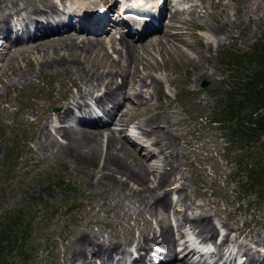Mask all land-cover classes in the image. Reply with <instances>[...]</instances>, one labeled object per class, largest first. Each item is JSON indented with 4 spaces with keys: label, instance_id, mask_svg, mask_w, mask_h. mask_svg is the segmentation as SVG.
<instances>
[{
    "label": "rangeland",
    "instance_id": "374dc122",
    "mask_svg": "<svg viewBox=\"0 0 264 264\" xmlns=\"http://www.w3.org/2000/svg\"><path fill=\"white\" fill-rule=\"evenodd\" d=\"M29 1L31 0H18V3ZM91 1L95 4L98 0ZM184 2L187 4L182 3L181 6L180 2H178L179 5L176 4L182 14L178 13L176 17L174 15L176 19L173 18L170 22H166V28L155 33L149 40L163 35V32L168 30L170 31L169 35L177 33L174 36V43L183 49L180 48L173 54L159 55L155 53L154 60L150 59L152 63L148 64L151 67L142 69V73L160 78L159 86L152 85L142 90L145 97L140 96L133 99L134 90H139L137 87L138 78L132 85L127 83L124 86L122 93H126V95L129 93L128 98L131 102L126 99L127 96H119V101L123 100L121 111L130 110L132 106H138L140 109L128 114L126 120L128 128L131 126V130L121 132V135L132 136L131 134L134 132L142 137L140 130L135 125L137 122H144V120L148 121V125L144 127L150 126V123L159 124V128L174 134L180 148L177 150V155H174V160L183 169L181 171H183L184 177L179 178V174L176 175L178 180L176 182H174L175 180L168 181L163 189L168 190L171 185H184L189 195L186 202L190 201V197L193 198V201L202 208H196L193 211L198 214L202 212L205 216L208 214L205 219L217 224L220 233L228 232L226 223L232 222V217L228 215L231 212L237 217L236 225L241 229L249 231L251 228H256L259 233L264 235V192L257 193V187L246 188L248 184L247 171L244 167L245 162L251 164L253 160H264V153L256 145L240 155L239 153H242L244 149L238 148V144H229L227 135L222 134V131L219 130L220 125L210 124L211 118L215 117L217 101V94L213 89L222 86V84L225 87L229 85L227 82L230 71L221 66L217 59L220 55L228 54L230 50H233L234 53H243L263 36L264 13L261 12V7L264 0H213L210 8H208V3H205L207 5L205 7V5H199L196 0H185ZM259 4H261L260 7H258ZM13 5L15 3H12L11 0H0V12ZM192 6H195L201 15L208 8V14L206 13V17L202 16V19L197 17L196 20H193L188 12H182L183 8H192ZM174 10L173 6L172 11ZM170 13L171 11L167 12L168 15ZM223 21L225 22L223 30L230 32L228 36H231L226 38V35L225 39L222 35V39L215 40L212 35V43L209 44L208 25L215 22L222 27ZM4 25L8 26L9 24ZM182 42H185L186 45H183ZM21 47L22 44L19 47L17 45L11 51H8L9 48H7V51L5 50L0 57V130L2 131L0 148L7 141H12L13 135L18 134L20 143L15 148V152H20L21 157L26 154L27 157L24 160L19 157L17 162H14L9 174L10 178L0 183L6 186V195L0 203V214L15 210L23 205L26 206L30 196L43 203L44 207L42 204L38 206L33 221L34 232L29 238L33 252L27 264H66L64 260L68 254V244L76 229L88 230L92 227L96 230L101 227L106 238H109V234L117 238L120 237L122 229L128 224L150 221L152 225L156 226L158 221L167 223V217L172 224H175L179 215L175 214L172 208L158 206L150 213L146 211L145 207L139 213L137 210L144 205V202L134 200L127 202L128 200L123 198V193L129 192L128 189L132 183L120 184L104 180L102 183L93 185L86 179L87 171H89L87 167H81L79 163L75 164L69 158L59 156L55 150H50L47 139H44L45 141L40 139L45 123L48 124L50 132L55 135L54 114L62 111V105L67 104L71 94H78V88L73 84L74 81L78 83V80L74 72H64L62 69H39L32 48L21 50ZM60 53L62 54L63 51ZM81 64L92 73L106 70L105 62L101 63L97 57L84 58L81 60ZM24 71L32 73L24 78L19 77L18 73ZM16 79L18 80L16 81ZM122 82V78L116 79V83ZM204 82L206 83L203 85ZM97 93H100V90ZM86 100L89 101V98ZM107 103L109 106L113 104ZM90 104L97 108V105L92 102ZM164 109H167L168 117L172 118L169 123L162 121V116H160L165 112ZM200 117L202 121H200ZM68 121L70 120L68 119ZM113 126L120 128V125L117 124L112 125V128ZM57 137L62 140L60 136L57 135ZM137 140L141 142L139 139ZM129 144L131 142L128 139L127 145L129 146ZM145 144L141 146H145L147 151L144 155L139 151V156L148 154L150 146ZM152 149L155 148L152 147ZM132 157L131 155L127 161L135 165ZM1 159L2 151H0V161ZM163 160V155H158L152 160V165L158 162L160 164ZM165 161L168 160L165 159ZM3 176H5L4 171L0 166L1 180H4ZM48 176H50L52 184L49 189L42 190L43 178ZM58 179L67 182V188H64ZM261 187V190H264V184ZM118 197L120 199H116ZM178 198L179 195L174 193L172 205L178 201ZM118 201H123L124 204L129 203V207L125 206L129 211L125 210L126 212H124L120 202L119 206H115L114 203ZM104 203L106 206L110 205L112 209L107 211L106 207H103ZM177 204L181 205V208H185V200L184 205ZM215 206L219 213L211 211ZM208 209L209 211H207ZM187 211L190 213V210ZM229 236L232 240L235 237V232H231ZM218 240L216 241L218 242ZM153 246L154 249L159 250L156 245L153 244ZM252 246L255 248V244L252 243ZM256 249L261 253L264 252V248L260 246H256ZM139 254L140 252L136 253V255ZM237 257V261H243L242 254ZM97 263L101 264L100 260H97Z\"/></svg>",
    "mask_w": 264,
    "mask_h": 264
},
{
    "label": "bare ground",
    "instance_id": "6f19581e",
    "mask_svg": "<svg viewBox=\"0 0 264 264\" xmlns=\"http://www.w3.org/2000/svg\"><path fill=\"white\" fill-rule=\"evenodd\" d=\"M57 1L62 4L64 8H70L72 6L78 7L76 9L85 11L87 17H90L89 13L91 12L96 14V18L93 22H99L100 26H94L90 29L78 22L79 26H82L77 30L76 21H74L72 17L59 16L57 13ZM57 1L31 0L26 3H18V0H11L15 5L10 6V8H4V11L0 12V39L7 42L2 49V46H0V55L3 50L9 48L8 51H11L16 48L18 43L24 41L20 37L16 40H11L9 36L10 28L21 25L22 30L27 33L28 21L30 20L33 22L36 20L41 33L39 36L28 39L30 42L28 44H23L21 50L32 48V52L35 54L34 58L38 61L39 69H62L64 72H74L78 80V83H76V81L73 82L78 88V94H71L67 104L62 105V111L54 114L55 123H57V126L54 128L55 135L50 132L48 124L45 123L42 127L40 139L43 141L47 139V141H49L48 145L50 150H55L59 156L69 158L71 162L75 164L79 163L81 167H87L89 171H87L86 179L93 185L94 183H102L104 180L120 184L132 183L131 186L129 185V192L126 194L123 193V198H126L128 200L127 202L132 200L144 202L143 204L146 206H140L137 210L139 213L145 207L147 209L146 211L151 213L152 209L154 210V208L158 206H164L167 207V209L172 208L173 212L179 215L175 224H172L169 217H167V223L158 221L156 226L152 225L150 221L125 225L120 237L116 236L117 238L112 237L110 234L109 238H106L102 233L101 227L96 230L92 227L88 230L76 229L68 244V254L65 256L64 262L66 264H97V260H100L101 264H125L127 258H129L128 264H151L154 259H158L157 264H191L190 260L195 256V253L192 249H189L188 239H186L187 229V231H191L195 234L197 238L213 244L211 259H217L216 263L236 264V256L242 254L243 258H245L241 264H264V252L261 253L256 249V246L264 248V235L259 233L256 228L252 229L250 227L251 230L249 231L241 229L236 225L237 217L232 215L231 212H228V215L232 217V222L226 223L228 232L222 234L217 242L216 238L219 235L218 226L211 220L205 219L208 214L205 216L202 212L198 214L193 211L196 208H202L198 203H195L191 197L189 199L190 201L188 203L186 202L187 196L189 195L184 185L181 184V186H179L177 184L172 190L179 195L177 203L184 205L185 200V208H181V205L177 203L171 206L169 200L170 192L164 190L163 187L165 183L170 180H175L174 182H176L178 180L176 175L178 174L179 178L184 177V173L181 171L183 169H181L179 164L174 160V155H177V150L180 149L174 138V134L159 128V124L153 125L150 123V126L144 127L148 125L147 120H144V122H137L135 125L136 128L140 130V134H142L143 138L148 139L145 143L150 146V150L146 156H139V151L134 143L129 144V146L127 145L128 139H132L130 135H121V132L128 130L129 125H127L126 120L128 114H131L133 111L137 112V110L140 109L138 106H132L130 110L121 111L123 100L122 102L119 101V96H127L126 99L131 102L128 98L130 94L127 93L126 95V93H122L124 86L127 83L132 85L136 78H138L137 87L139 90H134L133 99L140 96L145 97V95L142 94V90L145 87L148 88L152 85L159 86L160 78L158 79V77L151 76V74L142 73V69L151 67V65L148 64L152 63L150 59L154 60L155 53L159 55L173 54L176 50L182 48L174 43V36L177 33L169 35L170 31L165 30L163 35H159L151 41L147 39L144 42H135L127 37L130 34L129 32H119L118 27L114 26L112 20L106 23L105 19L108 17L106 13H94L92 10L94 7H92L93 1ZM98 1V6L101 7L99 12L101 9L103 10V7L106 12L115 7L114 0ZM156 1L160 4V18H162L165 13L171 11L170 15L167 17V22L175 18L178 13L182 14L179 8L176 7V4L180 2L181 6L182 3H185V0ZM196 2H198L199 5L201 4V6L205 5V7L208 3V8L213 4V0H196ZM262 4L261 12L264 13V3ZM260 5L261 4H259L258 7H260ZM173 6L175 7L174 11H172ZM208 8L202 12L203 15L199 13L200 11L197 12L198 10L195 6H192V8H183L182 12H188L193 20H196L197 17L201 19L202 16L206 17ZM74 9H71V11ZM10 20L13 24L10 23ZM4 24L9 25L5 26ZM224 24L225 22L223 21L221 24L222 27L215 22L208 25L207 33L209 35V44L212 43L211 40L213 37H215V40H220L222 39V35L224 36L223 38H225L226 35V38L231 36H228L230 32L223 30ZM72 30H75L73 31L74 33ZM144 30L146 29L139 32V39L145 36L146 31ZM147 41L151 43L146 44L148 43ZM182 44L186 45L185 42H182ZM27 45L31 46L25 47ZM61 51H63L62 54L60 53ZM96 57L99 58L101 63L103 61L105 62L106 70L96 73L94 71L92 73L82 66L81 60L84 58L93 59ZM167 63L169 64V62ZM139 65H141V67H139ZM31 73L32 72L24 71L18 73V75L24 78ZM117 78H122L123 82L116 83ZM17 80L18 79H16V81ZM99 90L100 93H97ZM86 98H89L97 105L99 111L108 116L107 121L100 123L101 119L95 117L93 120L78 119L75 121L74 125L66 124L68 119L70 121L73 120L72 110L74 108L79 111L81 116L82 114L85 116L92 114L93 108ZM107 102L114 104L112 108L109 109L106 107L105 104ZM164 111L162 115L160 114V116H162V121L169 123L171 117H168L167 109H164ZM114 123L118 126L120 125V128H112ZM57 135L60 136L62 140H59ZM152 147L155 149H152ZM131 155L133 156L132 161L135 165L127 161ZM158 155H163V162L160 164L158 162L154 164L155 166L151 165V160L157 158ZM165 159L168 161H165ZM148 181L149 184H147ZM120 197L116 199H120ZM119 202L123 205L124 212L129 211L127 207L125 208L126 205L129 207V203L124 204L125 202L118 201L115 202L114 205L119 206ZM214 205L216 204L214 203ZM103 207H106L107 211L112 209L110 205L106 206V203H104ZM187 210H190V213H188ZM207 211H209V209ZM211 211L219 213L216 206ZM115 215L117 216L116 213ZM231 232H235V237H233L232 240L229 236ZM176 233L179 238L176 237ZM229 241H231L230 244ZM252 243L255 244V248L252 246ZM153 244L160 250H153ZM234 249H236L235 253H233ZM138 252H140V254L134 257V253ZM178 254L181 255V259H178Z\"/></svg>",
    "mask_w": 264,
    "mask_h": 264
},
{
    "label": "trees",
    "instance_id": "16d2710c",
    "mask_svg": "<svg viewBox=\"0 0 264 264\" xmlns=\"http://www.w3.org/2000/svg\"><path fill=\"white\" fill-rule=\"evenodd\" d=\"M233 51V50H232ZM228 51L220 55L221 66L230 71L228 86L214 87L217 94L216 111L210 124L220 125L222 134L227 135L229 144H238L244 152L258 145L264 153V34L243 53ZM212 90V89H210ZM18 134L12 141L1 146L0 166L4 171V180H8L14 162L21 158L15 148L19 146ZM244 157V156H243ZM264 161L263 159H260ZM253 160L244 163L247 171L246 188L257 187L262 193L264 184V162ZM50 176L43 178V189H49ZM67 188V182L58 179ZM6 195V186L0 184V203ZM30 196L28 204L12 211L0 214V264H27L33 252L29 238L33 235V221L38 206L43 203Z\"/></svg>",
    "mask_w": 264,
    "mask_h": 264
}]
</instances>
